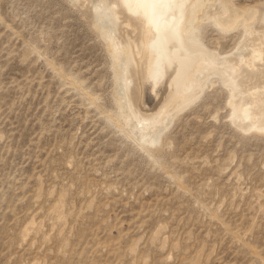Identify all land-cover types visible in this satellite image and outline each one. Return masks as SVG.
Masks as SVG:
<instances>
[{
  "label": "rangeland",
  "instance_id": "obj_1",
  "mask_svg": "<svg viewBox=\"0 0 264 264\" xmlns=\"http://www.w3.org/2000/svg\"><path fill=\"white\" fill-rule=\"evenodd\" d=\"M208 1L205 48L223 56L240 40V26L210 22L227 3L255 9L264 32V0ZM85 4L0 0V264H264V135L229 123L211 76L153 151L138 148L114 116ZM125 11L123 44L141 30Z\"/></svg>",
  "mask_w": 264,
  "mask_h": 264
},
{
  "label": "bare ground",
  "instance_id": "obj_2",
  "mask_svg": "<svg viewBox=\"0 0 264 264\" xmlns=\"http://www.w3.org/2000/svg\"><path fill=\"white\" fill-rule=\"evenodd\" d=\"M76 1L90 6V22L102 37L112 68L114 116L138 148L153 151L172 117L198 98L211 76L227 90L229 123L242 133L264 135V32L253 29L255 9H237L227 3L221 4L218 14L209 15L217 27L242 29L233 51L221 56L196 37L197 33L202 37L201 28L196 33V24L208 0ZM118 3L128 15L139 16L136 41L125 36L123 44L116 35ZM129 61L139 83L136 107L127 94Z\"/></svg>",
  "mask_w": 264,
  "mask_h": 264
},
{
  "label": "water",
  "instance_id": "obj_3",
  "mask_svg": "<svg viewBox=\"0 0 264 264\" xmlns=\"http://www.w3.org/2000/svg\"><path fill=\"white\" fill-rule=\"evenodd\" d=\"M70 1H76V0H70ZM82 15H83V19L86 23V26L88 27V29L90 30V32L95 36L97 37L100 41L101 40V35L100 33L97 31L96 27L92 25V23L90 22V16H91V9H90V6L88 5V7H85V10L82 12ZM107 60V64H108V68H109V71L110 73L112 74V68H111V64L108 60V58H106ZM112 76V75H111ZM112 78H111V89H112ZM112 94V92H111ZM112 108H113V104H112ZM113 110V113H114V108L112 109Z\"/></svg>",
  "mask_w": 264,
  "mask_h": 264
}]
</instances>
